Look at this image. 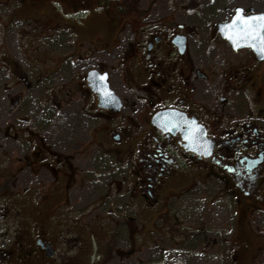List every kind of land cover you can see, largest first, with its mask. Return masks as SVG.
I'll use <instances>...</instances> for the list:
<instances>
[{"label": "flooded vegetation", "instance_id": "obj_1", "mask_svg": "<svg viewBox=\"0 0 264 264\" xmlns=\"http://www.w3.org/2000/svg\"><path fill=\"white\" fill-rule=\"evenodd\" d=\"M6 1L53 29H26L29 63L0 47V264H107L93 236L130 258L144 245L125 208L167 211L197 181L246 225L264 214V60L220 33L258 12L209 25L200 0Z\"/></svg>", "mask_w": 264, "mask_h": 264}, {"label": "rangeland", "instance_id": "obj_2", "mask_svg": "<svg viewBox=\"0 0 264 264\" xmlns=\"http://www.w3.org/2000/svg\"><path fill=\"white\" fill-rule=\"evenodd\" d=\"M200 1L203 6L201 18L206 19L209 25L231 16L234 7L245 6L258 13L264 12V0ZM7 5L10 7L7 8ZM158 7L168 5L165 0H158ZM7 10H11L9 14L0 17V47L18 56H21V47V58L28 63L34 61L33 55L41 44L37 39L25 36V32L27 28L41 26L53 29L46 26L47 14L42 21L24 23L17 18L18 4L0 0V11ZM62 17L65 18L64 22L70 18ZM208 28V25L204 27L205 34L202 32L200 37V43L205 47ZM217 47L224 48L220 45ZM216 60L219 61V58ZM221 189L222 185L214 180L209 179L202 184L197 181L183 198L171 200L167 211L164 207L156 213L146 211L143 200L134 213L125 208L130 216L136 217L138 241L144 246L130 258L114 255L109 259L108 244L93 236L91 263L105 259L110 261L107 264H264V214L255 215L252 223L246 225L230 197L223 196ZM157 213H161V218ZM124 243L122 246L126 247L128 242Z\"/></svg>", "mask_w": 264, "mask_h": 264}, {"label": "water", "instance_id": "obj_3", "mask_svg": "<svg viewBox=\"0 0 264 264\" xmlns=\"http://www.w3.org/2000/svg\"><path fill=\"white\" fill-rule=\"evenodd\" d=\"M237 10H242V9L238 8ZM262 14H253L249 17H258ZM236 17L233 20H231V22L220 26V33L222 37L225 38L234 47V49L247 48V47L253 48L255 53L259 56V59L264 60V28L258 29V31L261 34L260 37H245L242 35H238V32L241 29V22L234 23V21H236ZM104 96L108 99H113V100L115 99L116 101L118 100L117 97L113 94V92L106 84H105ZM161 119H168L167 114L162 113L155 117V120H161ZM203 137H204V144H206L207 139H206L205 130L203 133Z\"/></svg>", "mask_w": 264, "mask_h": 264}, {"label": "snow or ice", "instance_id": "obj_4", "mask_svg": "<svg viewBox=\"0 0 264 264\" xmlns=\"http://www.w3.org/2000/svg\"><path fill=\"white\" fill-rule=\"evenodd\" d=\"M243 10H237L236 22H241V29L238 35L245 37H260L259 28H264V14L258 17H245L242 15Z\"/></svg>", "mask_w": 264, "mask_h": 264}]
</instances>
